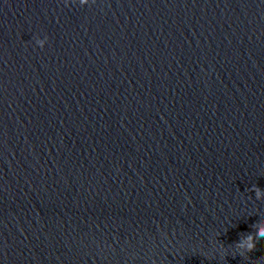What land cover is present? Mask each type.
<instances>
[{
    "label": "water",
    "instance_id": "1",
    "mask_svg": "<svg viewBox=\"0 0 264 264\" xmlns=\"http://www.w3.org/2000/svg\"><path fill=\"white\" fill-rule=\"evenodd\" d=\"M88 3L0 0V264H264V0Z\"/></svg>",
    "mask_w": 264,
    "mask_h": 264
},
{
    "label": "clouds",
    "instance_id": "2",
    "mask_svg": "<svg viewBox=\"0 0 264 264\" xmlns=\"http://www.w3.org/2000/svg\"><path fill=\"white\" fill-rule=\"evenodd\" d=\"M92 2L94 3L95 0H92ZM79 4L83 6L89 3L88 0H79ZM41 48H43V46H41ZM251 190L255 192L257 199H259L262 192H264L255 185ZM252 228L254 229L252 232L244 233L239 241L235 243V248L239 250L240 256H244L248 252L252 251L255 248L256 242L264 239V221L258 220L255 224H253Z\"/></svg>",
    "mask_w": 264,
    "mask_h": 264
}]
</instances>
